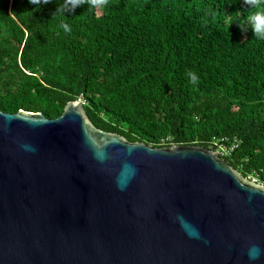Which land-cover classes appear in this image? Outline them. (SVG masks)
<instances>
[{
    "label": "trees",
    "instance_id": "16d2710c",
    "mask_svg": "<svg viewBox=\"0 0 264 264\" xmlns=\"http://www.w3.org/2000/svg\"><path fill=\"white\" fill-rule=\"evenodd\" d=\"M61 2L0 0V112L53 120L81 100L131 143L233 148L220 157L264 186V39L236 23L264 3L85 0L63 15Z\"/></svg>",
    "mask_w": 264,
    "mask_h": 264
},
{
    "label": "water",
    "instance_id": "95a60500",
    "mask_svg": "<svg viewBox=\"0 0 264 264\" xmlns=\"http://www.w3.org/2000/svg\"><path fill=\"white\" fill-rule=\"evenodd\" d=\"M0 264H264V186L215 151L99 130L80 100L0 112Z\"/></svg>",
    "mask_w": 264,
    "mask_h": 264
},
{
    "label": "clouds",
    "instance_id": "9594fccd",
    "mask_svg": "<svg viewBox=\"0 0 264 264\" xmlns=\"http://www.w3.org/2000/svg\"><path fill=\"white\" fill-rule=\"evenodd\" d=\"M28 2L29 4L40 8L42 5L48 4L50 0H28ZM83 3H85V0H62V2L58 4L55 12H59L63 15L66 13H74L75 9L81 7ZM244 3L248 5L249 8H260L262 3H264V0H244ZM236 23L239 24L242 32H246L250 28L257 38L264 39V11H255ZM231 24L232 23H230V25ZM62 27L66 32L71 31V28L67 23L62 24ZM187 75L193 85L197 84L199 77L195 72L189 71ZM260 252L261 249L258 246H252L249 249V258L252 260L257 259Z\"/></svg>",
    "mask_w": 264,
    "mask_h": 264
},
{
    "label": "built area",
    "instance_id": "2783aa9c",
    "mask_svg": "<svg viewBox=\"0 0 264 264\" xmlns=\"http://www.w3.org/2000/svg\"><path fill=\"white\" fill-rule=\"evenodd\" d=\"M81 101V100H80ZM233 149V148H232ZM231 149V150H232ZM230 149H227L226 147H220L217 151H215L219 156L221 157H225V156H228L231 152Z\"/></svg>",
    "mask_w": 264,
    "mask_h": 264
},
{
    "label": "rangeland",
    "instance_id": "374dc122",
    "mask_svg": "<svg viewBox=\"0 0 264 264\" xmlns=\"http://www.w3.org/2000/svg\"><path fill=\"white\" fill-rule=\"evenodd\" d=\"M253 182H256V180L252 179ZM257 183V182H256Z\"/></svg>",
    "mask_w": 264,
    "mask_h": 264
}]
</instances>
